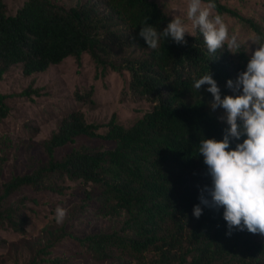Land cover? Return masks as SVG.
<instances>
[{
	"label": "trees",
	"instance_id": "obj_1",
	"mask_svg": "<svg viewBox=\"0 0 264 264\" xmlns=\"http://www.w3.org/2000/svg\"><path fill=\"white\" fill-rule=\"evenodd\" d=\"M100 1L84 0L65 7L56 0H24L10 12L6 1L0 0V78L16 63L31 74L70 55L80 63L83 54L89 53L104 72L129 70L126 94L153 103L129 126L118 120L116 112L101 123L88 121L80 108L70 110L45 141L47 161L8 180L2 179L4 158H0V225L25 229L21 214L25 198L11 200L22 188L62 193L66 179L79 180L88 192L89 187L98 188L107 212L127 213L122 230L80 237L95 258L108 259L120 251L134 257L137 264H264V240L247 230L233 229L231 236L226 235L224 209L206 207L199 199L201 189L211 184L199 154L200 141L222 140L228 125L212 110L208 85L197 91L193 77L210 73L227 94V81H235L246 71L250 57L245 48L235 54L225 46L213 57L197 29L186 34V45L162 38L153 50L139 36L142 27L163 31L171 21L157 0ZM204 1L214 3L220 13L237 17L264 42L258 20L223 0ZM116 46L140 47L142 53L117 59ZM38 89L26 88L20 94L32 95ZM93 92L92 85L76 95L93 103ZM8 96L0 91V119L10 111ZM102 125L105 131L100 130ZM79 135L102 137L113 145L82 144L57 157L56 148ZM197 204L203 209L199 218L193 215ZM151 249L155 254L147 258ZM48 252V245L41 246L24 264H62L59 257L39 258Z\"/></svg>",
	"mask_w": 264,
	"mask_h": 264
},
{
	"label": "rangeland",
	"instance_id": "obj_2",
	"mask_svg": "<svg viewBox=\"0 0 264 264\" xmlns=\"http://www.w3.org/2000/svg\"><path fill=\"white\" fill-rule=\"evenodd\" d=\"M10 12H14L24 0H5ZM70 7L84 0H56ZM101 2L100 0H97ZM164 8L170 20L181 15L189 24V31L198 28L186 19L188 0H157ZM241 13L260 22L264 29V0H223ZM205 4L208 2L204 1ZM213 15H221L228 25L230 34L238 36L241 47L245 48L250 59L258 44L249 41L259 37L255 30L234 15L220 13L215 8ZM262 42L259 39L258 43ZM114 57L138 55L142 48L116 46ZM238 52V50H235ZM237 52L235 54H237ZM130 71H118L108 68L105 72L96 65L89 53H84L78 63L75 56H67L59 63L50 64L45 70L25 74L22 63L12 65L0 78V91L8 93L6 101L10 106L7 116L0 119V158L3 159L2 179L31 171L48 159L45 141L58 127L61 119L72 109L80 108L88 121L105 123L113 112L118 120L129 126L153 103L146 98L137 99L126 94L130 80ZM94 86V102L78 99L77 91ZM26 88H39L38 93L20 94ZM221 92L222 98L241 93ZM214 97L212 98V101ZM211 101V102H212ZM211 104V103H210ZM216 112L225 115L223 108ZM102 125L100 130L105 131ZM89 144L92 146H112L111 140L102 137L79 135L75 141L56 148L57 157H62L74 146ZM62 193L49 189H36L26 186L15 192L11 198L16 201L25 198L21 205V214L25 216V229L17 230L10 225H0V264H24L41 246L48 245V253L41 256L59 257L62 264H137L136 259L117 251L108 259L95 258L80 240L87 234L101 231L122 230L126 212H107L99 199L100 191L89 187L79 180L66 179ZM1 192V188H0ZM57 206L67 210L63 223H57ZM264 240V235L254 234ZM155 250L147 252L151 258ZM38 264H51L40 261Z\"/></svg>",
	"mask_w": 264,
	"mask_h": 264
},
{
	"label": "clouds",
	"instance_id": "obj_3",
	"mask_svg": "<svg viewBox=\"0 0 264 264\" xmlns=\"http://www.w3.org/2000/svg\"><path fill=\"white\" fill-rule=\"evenodd\" d=\"M215 4L204 0H188L186 19L199 29L208 53L215 57L225 46L232 53L241 48L238 36L230 34L228 25L219 14L213 15ZM186 34H191L189 24L181 15H175L163 31L153 26L142 27L139 36L147 46L158 49L162 38H171L176 44L186 45ZM259 37L249 41L259 47L254 51L246 71L239 73L235 81L229 79L227 87L236 95L222 98L217 81L210 73L196 79L193 87L198 91L208 85L214 100L212 110L223 108L225 115L219 117L228 125L222 140L201 139L199 154L204 158L211 184L201 189L200 203L209 208H223L227 222L226 235L233 229L264 235V42ZM243 142H238L241 138ZM237 141L234 149H230ZM207 193L211 199H208ZM67 210L57 206L55 219L63 223ZM203 214L200 204L194 206L193 215Z\"/></svg>",
	"mask_w": 264,
	"mask_h": 264
}]
</instances>
